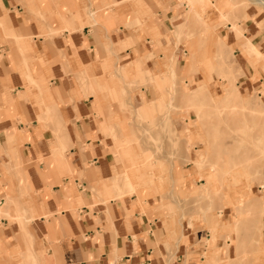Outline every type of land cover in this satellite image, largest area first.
Returning a JSON list of instances; mask_svg holds the SVG:
<instances>
[{"label":"crops","instance_id":"crops-1","mask_svg":"<svg viewBox=\"0 0 264 264\" xmlns=\"http://www.w3.org/2000/svg\"><path fill=\"white\" fill-rule=\"evenodd\" d=\"M189 12L185 0H0L12 36L0 33V209L13 219L0 220V264L205 263L185 214L116 189L114 142L133 139L142 111L170 103L173 75L194 65L185 33L203 39L205 58L233 47L245 66L231 24ZM248 28L264 49V31Z\"/></svg>","mask_w":264,"mask_h":264},{"label":"rangeland","instance_id":"rangeland-1","mask_svg":"<svg viewBox=\"0 0 264 264\" xmlns=\"http://www.w3.org/2000/svg\"><path fill=\"white\" fill-rule=\"evenodd\" d=\"M255 1L185 0L187 19L209 20L207 13L216 11L221 28L227 32L231 24L245 66L233 57V47L205 58L203 39L185 33L190 40L185 63L194 65L185 77L173 75L170 103L142 111L138 137L135 133L133 139L114 142L125 170L124 180L116 182L123 187L116 188L117 197L143 192L144 200H167L169 213L185 214L186 228L202 239L204 264H264V94L255 90L264 81V61L246 47L252 42L248 26L264 31V0ZM198 4L204 10L199 14L192 11ZM0 33L12 38L1 20ZM192 43L199 49L195 59ZM253 44L264 57V49ZM244 72L252 85L248 89L240 87ZM163 86L159 83V90ZM225 91L238 98L224 101ZM130 148L139 154H128ZM173 174L176 181L166 188ZM3 218L13 221L4 208Z\"/></svg>","mask_w":264,"mask_h":264},{"label":"bare ground","instance_id":"bare-ground-1","mask_svg":"<svg viewBox=\"0 0 264 264\" xmlns=\"http://www.w3.org/2000/svg\"><path fill=\"white\" fill-rule=\"evenodd\" d=\"M255 1V0H254ZM257 1V0H256ZM255 1V2H256ZM261 2V1H260ZM263 3V2H262ZM261 4V3H260ZM264 4V3H263ZM247 45V44H246ZM247 51H248V53L251 55H254V56H256L257 58H260L261 57V59L263 58V61H264V57H263V54H261L257 49H256V47L253 45V44H248L247 46ZM255 57V58H256ZM137 68V67H136ZM138 70V69H137ZM140 71V70H139ZM142 74V73H141ZM84 84V83H83ZM233 97H235L236 99L238 98V96L235 94V93H231L230 91H225V96H224V101H230L231 99H233ZM144 115V114H143ZM236 170V169H235ZM129 181V179L128 178H126V181ZM211 182H213V181H211ZM214 183V182H213ZM207 185H209L208 183H206ZM211 184V183H210ZM206 187V186H205ZM208 187V186H207ZM204 188V187H203ZM213 188V187H212ZM212 188H210V189H212ZM207 189V188H206ZM209 191V190H208ZM206 192V191H205ZM210 192V191H209ZM248 196V195H247Z\"/></svg>","mask_w":264,"mask_h":264}]
</instances>
